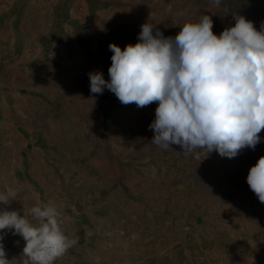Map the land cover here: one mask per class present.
Here are the masks:
<instances>
[{
    "label": "rangeland",
    "instance_id": "rangeland-1",
    "mask_svg": "<svg viewBox=\"0 0 264 264\" xmlns=\"http://www.w3.org/2000/svg\"><path fill=\"white\" fill-rule=\"evenodd\" d=\"M75 2V3H73ZM234 14L264 24V0H0V192L38 226L51 203L76 243L54 264H264V203L247 184L264 156L184 153L152 144L158 102L122 104L89 73L138 41L141 26L173 37L201 15L219 36ZM197 155L199 158H197ZM12 264H34L25 241L4 230Z\"/></svg>",
    "mask_w": 264,
    "mask_h": 264
},
{
    "label": "clouds",
    "instance_id": "clouds-1",
    "mask_svg": "<svg viewBox=\"0 0 264 264\" xmlns=\"http://www.w3.org/2000/svg\"><path fill=\"white\" fill-rule=\"evenodd\" d=\"M219 6L221 0H211ZM235 25L217 36L213 20L201 15L185 22L173 37H164L146 23L135 45L124 50L109 44L113 53L108 69L89 73L90 92L108 89L124 104L144 107L158 102L152 144L165 150L179 145L184 153L217 151L236 157L242 149L255 150L264 130V24L258 31L252 21L234 14ZM197 158L198 155H197ZM247 184L264 203V156L249 169ZM16 199V192H0V204ZM33 224L18 211L0 210V233L12 231L24 241L23 255L34 264H54L76 241L61 230L58 211L51 203L35 206ZM4 234H0V241ZM0 244V264H12Z\"/></svg>",
    "mask_w": 264,
    "mask_h": 264
},
{
    "label": "crops",
    "instance_id": "crops-1",
    "mask_svg": "<svg viewBox=\"0 0 264 264\" xmlns=\"http://www.w3.org/2000/svg\"><path fill=\"white\" fill-rule=\"evenodd\" d=\"M73 3H75V2H73Z\"/></svg>",
    "mask_w": 264,
    "mask_h": 264
}]
</instances>
